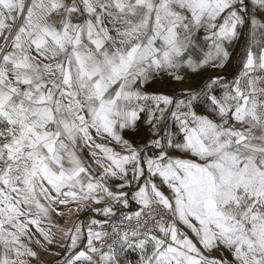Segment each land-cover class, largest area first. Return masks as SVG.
Listing matches in <instances>:
<instances>
[{
    "label": "snow or ice",
    "instance_id": "snow-or-ice-1",
    "mask_svg": "<svg viewBox=\"0 0 264 264\" xmlns=\"http://www.w3.org/2000/svg\"><path fill=\"white\" fill-rule=\"evenodd\" d=\"M0 264H264V0H0Z\"/></svg>",
    "mask_w": 264,
    "mask_h": 264
},
{
    "label": "bare ground",
    "instance_id": "bare-ground-1",
    "mask_svg": "<svg viewBox=\"0 0 264 264\" xmlns=\"http://www.w3.org/2000/svg\"><path fill=\"white\" fill-rule=\"evenodd\" d=\"M44 259L48 260V259H51V257L45 256Z\"/></svg>",
    "mask_w": 264,
    "mask_h": 264
}]
</instances>
